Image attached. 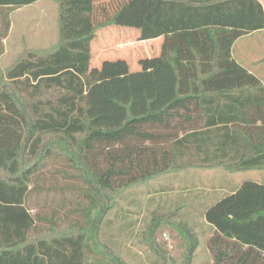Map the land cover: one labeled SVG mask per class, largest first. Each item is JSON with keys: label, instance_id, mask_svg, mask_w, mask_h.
Wrapping results in <instances>:
<instances>
[{"label": "trees", "instance_id": "1", "mask_svg": "<svg viewBox=\"0 0 264 264\" xmlns=\"http://www.w3.org/2000/svg\"><path fill=\"white\" fill-rule=\"evenodd\" d=\"M38 1L0 0V57L8 12ZM262 2L56 0L58 43L0 68V264H127L102 225L132 188L187 169L264 170V84L232 54L264 30ZM109 27L134 33L141 71L123 59L93 68ZM203 216L205 264H264V184L243 181ZM162 222L156 264H167Z\"/></svg>", "mask_w": 264, "mask_h": 264}, {"label": "rangeland", "instance_id": "2", "mask_svg": "<svg viewBox=\"0 0 264 264\" xmlns=\"http://www.w3.org/2000/svg\"><path fill=\"white\" fill-rule=\"evenodd\" d=\"M8 14L11 27L4 40L5 52L0 57L2 70L28 51L49 50L58 43L56 0H41L28 7L11 9ZM135 41L134 33L126 28L100 30L92 43L93 68L99 69L105 60L123 59L129 67L139 63L145 56L141 43ZM263 42L264 38L257 37L253 40L254 46H251L259 51L258 47ZM146 45L152 56L158 54L157 42ZM253 48H243L242 56L247 64L262 69L264 48L262 54L247 51ZM110 87L105 85V91L109 92ZM260 176H264V170L231 173L222 168L187 169L162 175L132 188L125 198L118 201L119 205L107 213L103 221L102 239L112 244L127 264H156L157 261L162 262L163 258H159L160 255L151 246L150 234L155 223L163 221L156 238L167 255V264L211 262L208 239L213 229L203 218L204 208L234 191L243 181H257ZM187 234L193 237V242H198L194 249H190L184 239Z\"/></svg>", "mask_w": 264, "mask_h": 264}, {"label": "crops", "instance_id": "3", "mask_svg": "<svg viewBox=\"0 0 264 264\" xmlns=\"http://www.w3.org/2000/svg\"><path fill=\"white\" fill-rule=\"evenodd\" d=\"M41 1V0H40ZM262 2V0H260ZM39 2V1H38ZM263 3V2H262ZM34 5V4H33ZM31 6V5H30ZM28 7V6H27ZM5 18L4 14H1L0 11V19ZM264 38V30L262 31H256L247 35H244L243 37H240L233 45L232 48V54L233 57L237 60V62H239L240 64H242L243 66L247 67L248 69H250V71L254 72L262 81V83L264 84V67L262 69H260V66H252L246 63V61L244 60L245 58L242 56V52H244L245 50H243V48H248L249 46L251 48H253L252 46H254L253 44V40L254 38ZM253 39V40H252ZM159 44L161 46L162 42H163V38H159ZM252 45V46H251ZM262 46L259 45V51H256L255 48H253L252 50H247L249 51V53H263L262 48H264V42L263 44H261ZM147 58H151V54L149 52L148 56H146ZM139 64L138 62L135 63V67L133 68V73L135 72H139ZM258 183L264 184V176H260L259 179L256 181ZM243 183V182H242ZM224 196V195H223ZM220 199V198H219ZM217 199V200H219ZM216 200V201H217ZM215 201V202H216ZM206 208V207H205ZM204 211V210H203ZM204 220L206 221L205 217L203 216ZM207 223V222H206ZM212 262V261H211ZM209 263V262H207Z\"/></svg>", "mask_w": 264, "mask_h": 264}]
</instances>
